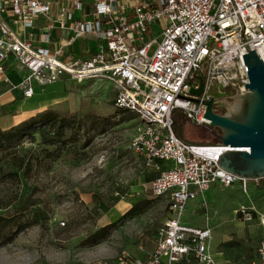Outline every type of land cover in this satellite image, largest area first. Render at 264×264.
<instances>
[{
    "label": "built area",
    "instance_id": "built-area-1",
    "mask_svg": "<svg viewBox=\"0 0 264 264\" xmlns=\"http://www.w3.org/2000/svg\"><path fill=\"white\" fill-rule=\"evenodd\" d=\"M73 11L80 17L74 18ZM38 18L50 27L54 22L67 27L71 37L51 50L20 39L9 25L30 32ZM154 25L159 41L153 38ZM79 38L94 40L95 52L87 59L62 60L63 47ZM243 40L264 64V0H0V76L13 57L27 71L20 85L25 98L33 96V84L101 79L113 84L114 107L138 116L141 129L129 148L145 168L157 172L148 188L154 198H169L171 216L159 226L147 260L136 264H239L214 256L209 228L189 227L181 219L187 202L213 185L238 184L247 194L249 181L219 167V157L231 148L178 138L172 115L180 111L191 123L209 128L202 101L248 92ZM43 43H50L48 35ZM200 83L201 95H192ZM238 214L243 221L252 219L244 207ZM257 252L260 260L251 264H264V242ZM116 262L132 264L131 255L121 252Z\"/></svg>",
    "mask_w": 264,
    "mask_h": 264
},
{
    "label": "rangeland",
    "instance_id": "rangeland-1",
    "mask_svg": "<svg viewBox=\"0 0 264 264\" xmlns=\"http://www.w3.org/2000/svg\"><path fill=\"white\" fill-rule=\"evenodd\" d=\"M152 28L159 41V26ZM47 89L58 91L45 112L51 116L0 133V264H57L98 247L131 256L150 252L171 213L168 197L150 194L157 172L129 148L141 129L138 116L114 107L116 92L107 80L64 79ZM172 121L173 133L188 144L220 142L218 129L197 126L180 111ZM241 207L250 221L239 216ZM263 220L264 179L249 181L248 195L238 184L212 187L187 202L181 224L209 228L215 257L251 264L260 260ZM107 226L104 240L95 236Z\"/></svg>",
    "mask_w": 264,
    "mask_h": 264
},
{
    "label": "water",
    "instance_id": "water-1",
    "mask_svg": "<svg viewBox=\"0 0 264 264\" xmlns=\"http://www.w3.org/2000/svg\"><path fill=\"white\" fill-rule=\"evenodd\" d=\"M242 42L247 50L243 60L248 92L202 101L206 108L203 118L220 131V144L232 149L219 157V167L248 181H258L264 179V64L257 52ZM190 93L200 96L202 83Z\"/></svg>",
    "mask_w": 264,
    "mask_h": 264
},
{
    "label": "crops",
    "instance_id": "crops-1",
    "mask_svg": "<svg viewBox=\"0 0 264 264\" xmlns=\"http://www.w3.org/2000/svg\"><path fill=\"white\" fill-rule=\"evenodd\" d=\"M54 12L56 13L55 9ZM72 14L74 18L80 17V13L78 12L73 11ZM9 25L20 39L28 40L32 42L34 46L48 47L51 50L58 49L64 45L65 40L70 38L72 34L67 27L62 29L58 22L52 23L50 27L49 22L44 18H38L35 21L34 29L30 32L25 31L19 25H12L11 23H9ZM46 35H48L50 39L48 45L43 43L44 36ZM95 50L96 42L94 40L79 38L72 46L63 47V56L61 59L64 61L79 58L87 59ZM26 76L27 71L20 69L13 57L8 58L5 64L4 75L0 76V131H7L30 119L36 118L51 110L56 104L55 99L58 98V91L48 90L47 87L46 90H44L45 87H41L37 84H33V96L31 98H25L23 96V89L20 85ZM34 85L36 88H34ZM256 182H259V180ZM214 186L219 185L216 184L212 187ZM245 195H248V193ZM154 246L155 242L152 250ZM139 249L141 250V247H139ZM152 250L145 253L137 252L135 255L131 256L132 264L145 262ZM118 255L120 254H116V252L106 247H98V249L88 252V255L82 256L83 259L80 257L72 259L71 257L72 260L67 261V258L57 264H117L116 258Z\"/></svg>",
    "mask_w": 264,
    "mask_h": 264
},
{
    "label": "trees",
    "instance_id": "trees-1",
    "mask_svg": "<svg viewBox=\"0 0 264 264\" xmlns=\"http://www.w3.org/2000/svg\"><path fill=\"white\" fill-rule=\"evenodd\" d=\"M47 115L51 116V114H49V113H45V114L43 113V114H41V115H39V116H40V117H46ZM39 116H37V117H39ZM37 117H36V118H37ZM34 119H35V118L30 119V120H28V121H26V122H24V123H22V124H20V125H18V126H16V127H13V128H11V129L7 130V131H0V133H1V134H9L11 131L19 130V129L22 128L25 124H28V122H30V121L35 122ZM33 124H34V123H33ZM108 230H109V226L104 227V228L100 229L99 231H97V232L95 233V236H99L100 239L104 240V239L107 237V235H108Z\"/></svg>",
    "mask_w": 264,
    "mask_h": 264
},
{
    "label": "bare ground",
    "instance_id": "bare-ground-1",
    "mask_svg": "<svg viewBox=\"0 0 264 264\" xmlns=\"http://www.w3.org/2000/svg\"><path fill=\"white\" fill-rule=\"evenodd\" d=\"M264 221V220H263ZM263 224H264V222H263Z\"/></svg>",
    "mask_w": 264,
    "mask_h": 264
}]
</instances>
